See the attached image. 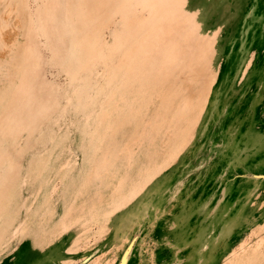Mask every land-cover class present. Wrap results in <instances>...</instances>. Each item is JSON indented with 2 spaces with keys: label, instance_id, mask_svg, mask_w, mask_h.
Instances as JSON below:
<instances>
[{
  "label": "rangeland",
  "instance_id": "obj_1",
  "mask_svg": "<svg viewBox=\"0 0 264 264\" xmlns=\"http://www.w3.org/2000/svg\"><path fill=\"white\" fill-rule=\"evenodd\" d=\"M236 262L264 264V0H0V264Z\"/></svg>",
  "mask_w": 264,
  "mask_h": 264
},
{
  "label": "bare ground",
  "instance_id": "obj_2",
  "mask_svg": "<svg viewBox=\"0 0 264 264\" xmlns=\"http://www.w3.org/2000/svg\"><path fill=\"white\" fill-rule=\"evenodd\" d=\"M260 247V246H259ZM259 251L257 249H251V250H248L246 253H245V257L250 260V261H256L259 259ZM242 257V256H241ZM245 258V259H246ZM234 264H238L237 262L234 263Z\"/></svg>",
  "mask_w": 264,
  "mask_h": 264
}]
</instances>
